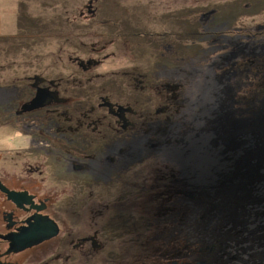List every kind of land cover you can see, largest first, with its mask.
<instances>
[{
	"label": "flooded vegetation",
	"instance_id": "obj_1",
	"mask_svg": "<svg viewBox=\"0 0 264 264\" xmlns=\"http://www.w3.org/2000/svg\"><path fill=\"white\" fill-rule=\"evenodd\" d=\"M216 104L264 110V0H0V264L209 261Z\"/></svg>",
	"mask_w": 264,
	"mask_h": 264
},
{
	"label": "rangeland",
	"instance_id": "obj_2",
	"mask_svg": "<svg viewBox=\"0 0 264 264\" xmlns=\"http://www.w3.org/2000/svg\"><path fill=\"white\" fill-rule=\"evenodd\" d=\"M30 48L33 50L34 58H37L36 54L39 52V47L33 45ZM26 52L25 50H21V53ZM212 111V119L216 129L212 133L213 138L207 140V144L205 143L207 150L209 149V154L207 153L203 156L204 159L205 156L209 157L210 162L212 160L217 165H215L213 169L214 165L211 166L212 163L208 165L209 162L205 164L202 157L200 165L201 167L204 166L200 171H202L205 176L201 175L199 190L202 194L205 193L213 199L210 205H213L214 209H223V212H225L228 208H231L224 204V202L227 201L225 195L231 193L233 198L235 195H238L241 186H243L242 183H245L247 176L254 170L257 171L259 175V177L252 182L255 202H247L245 199H241L242 203L240 201L235 203L232 200L233 205H242V209L237 210V213L232 211V209L227 210L228 212L230 211V217L239 216L241 220L245 219L246 222L248 221L246 225H234L232 223L224 225L221 219L215 220L209 224L207 221L209 214L206 212V209L203 210V204H201L189 211L190 218L187 220L186 225L188 226L186 231L192 238L196 234L198 238L201 240L203 239V249L206 250L203 251V253L209 260L211 259L207 254L208 247L219 249L220 246L227 243L229 247H226L225 251L230 258L228 263L226 258L225 264H264V156L260 155L256 157L258 155V153H256L257 147L264 151L262 148L264 144V122L263 124L261 122L252 123V120L259 121V118L264 119V110L257 108L252 111L253 113L249 114L248 118V120L251 119V123L248 125L243 124L239 131H236L238 128H233V125L232 127L225 126L227 124V121H225L226 114L222 111L220 105L216 104ZM251 138L253 141L250 140ZM255 138L258 143L256 146L254 145ZM216 143L218 144L217 146L215 145ZM248 144L250 146H248ZM233 145L236 147H233ZM153 166L151 171L155 179V185L157 186L160 185V181H158V177L160 176L158 171L161 170L162 166L160 165L159 168ZM209 169H211L210 172H208ZM244 173L247 174L245 177ZM208 174L210 176L206 178ZM223 187L225 189L224 191ZM232 197L228 199L231 200L233 199ZM156 205L157 204H155V206ZM202 213L203 216L201 217ZM144 230L138 234L139 241L137 244L139 249L137 253V264H149L147 252L145 251L146 246L150 245L155 248L159 246L157 241L153 243L150 239L152 233L146 235ZM225 231L228 233L226 234ZM157 236L158 232L156 233L155 231V237ZM193 246H195V248L200 247L198 245ZM214 252L216 255V250ZM128 254L131 253L128 252ZM199 256L200 252H196L195 260L193 261V259L189 257L186 261L187 264H191L192 262V264H206L208 262L205 259H200ZM219 256H221L220 253L217 257L219 261L217 260L216 263L219 262L218 264H224L222 259L220 261ZM211 261H215V259Z\"/></svg>",
	"mask_w": 264,
	"mask_h": 264
},
{
	"label": "water",
	"instance_id": "obj_3",
	"mask_svg": "<svg viewBox=\"0 0 264 264\" xmlns=\"http://www.w3.org/2000/svg\"><path fill=\"white\" fill-rule=\"evenodd\" d=\"M256 122H262V119L259 118V121L257 120H252V123H256ZM251 123V119L248 120V119H238V120H234L232 122V125H233V128H238L236 131H239V129L241 128V126L243 124H250ZM233 147H236L235 145H233ZM256 153H258V155L256 157H259L260 155L264 156V151H262L261 149H259L257 147V150H256ZM252 169H253V166H252ZM247 174L244 173V177L246 176ZM259 177V175L257 174V171H252V173H250L248 176H247V179L245 180V183L243 182V186H241V189L239 190V194L238 195H235L234 198L232 197V194H228V195H225L226 197V200L224 202L225 206L227 207H231V208H228V209H232V211H234L235 213H237V210H241L242 208V205L240 206H235L233 205L232 203V200L233 202H241V199H245L247 202L249 201H252V202H255V196L253 194L254 192V189H253V185H252V182L255 181L257 178ZM263 177V176H262ZM224 187H223V191H224ZM232 197L233 199H228ZM230 201V202H229ZM242 203V202H241ZM206 209V212L209 214L208 216V223L211 224L213 221L215 220H218V219H221L223 221V224L226 225L227 223H232L234 225L236 224H247L248 221L246 222L245 219H242L239 217V216H231L230 217V211L228 212L227 210L225 212H223V209H214L213 208V205H207V206H204L203 207V210ZM231 211V212H232ZM203 216V213L201 215V217ZM215 216V217H213ZM214 218V219H213ZM228 231V230H227ZM225 231V233L227 234L228 232ZM35 237V240H33L32 242L29 243V245H33L35 243H38L39 241L43 240V239H46L47 237L46 236H42V237H38V236H33L32 239ZM205 240H208V239H205ZM220 246V244H219ZM226 247H229L227 243H225L223 246H220L219 249H213L212 247H208L207 248V254L209 256V258L211 260H214L215 261H211L209 260L206 264H218L216 263V261L218 260L217 257H218V254L220 253L221 256H219V259L221 261L222 259V262L224 261V264L226 263V258H227V263L229 262V258L230 256L227 254V252L225 251ZM216 250V255H215V251ZM206 251V250H205ZM219 252V253H218ZM219 261V260H218Z\"/></svg>",
	"mask_w": 264,
	"mask_h": 264
},
{
	"label": "bare ground",
	"instance_id": "obj_4",
	"mask_svg": "<svg viewBox=\"0 0 264 264\" xmlns=\"http://www.w3.org/2000/svg\"><path fill=\"white\" fill-rule=\"evenodd\" d=\"M263 122H264V119H262V122H261V123L263 124ZM244 127H245V126H244ZM261 129H262V128H261ZM261 134H262V133H261ZM251 136H252V135H251ZM262 136H263V134H262ZM252 141H253V140H252ZM254 142H255L254 145L256 146V144H258L257 141H256V138H255ZM262 148L264 149V144H263V147H262ZM213 182H214V181H213ZM214 183H215V182H214ZM258 183H259V182H258ZM215 185H216V184H215ZM244 214L246 215L245 212H244Z\"/></svg>",
	"mask_w": 264,
	"mask_h": 264
},
{
	"label": "trees",
	"instance_id": "obj_5",
	"mask_svg": "<svg viewBox=\"0 0 264 264\" xmlns=\"http://www.w3.org/2000/svg\"><path fill=\"white\" fill-rule=\"evenodd\" d=\"M191 248H195L194 246H191ZM188 256H189V253H188Z\"/></svg>",
	"mask_w": 264,
	"mask_h": 264
}]
</instances>
